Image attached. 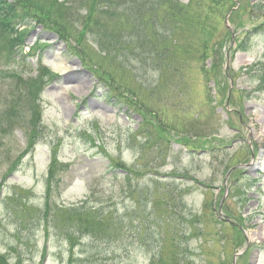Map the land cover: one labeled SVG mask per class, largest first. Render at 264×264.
<instances>
[{
  "label": "rangeland",
  "instance_id": "374dc122",
  "mask_svg": "<svg viewBox=\"0 0 264 264\" xmlns=\"http://www.w3.org/2000/svg\"><path fill=\"white\" fill-rule=\"evenodd\" d=\"M64 1L67 3L62 8L56 6L50 11L43 0H32L40 12L36 17L32 15L37 20L30 21L32 27L25 36V47L10 49L13 59L8 60L7 67L0 63L3 71L20 73L23 78L37 74L39 64L55 74L46 81L38 102L41 128L37 112L19 107L16 110L22 113L20 117L12 111L10 92L21 89L22 81L0 77V261L83 264L91 259V264H264V36L255 37L247 51L224 56L223 64L216 68V79L207 80L203 72V66L211 67L210 58H204L199 49L188 50V54L178 46L177 50L159 53L160 59L141 61L139 56L138 60L121 56L117 62H122L123 68L112 74L102 67L92 69V64L111 63L99 49L102 43L113 44L116 34L107 37L105 29L113 28L109 16L117 13L118 6L110 10L109 16L95 13V19L107 26L92 32L97 34L95 39L91 24L87 35L80 39L87 0ZM248 1L264 6V0L242 2ZM57 4L50 2L51 6ZM128 9L131 21L123 9L124 19L117 24L123 27L121 36L127 35L120 44L134 48L131 52L136 53L149 39L151 49L156 48V38H148L149 30L154 28L148 26L150 18L144 12L134 11L133 0ZM248 13L240 19L246 21ZM260 13L255 8L251 17ZM61 16L71 19L72 24H59ZM63 33L72 36L70 44L60 38ZM137 34L144 40L137 41ZM241 36L237 33V37ZM153 63L167 69L158 73V64ZM130 68H135L133 75ZM122 72L125 75L121 77ZM127 87L136 94H129ZM119 98L129 100L126 103L131 107L119 102ZM22 101L18 99L15 106ZM32 103L36 110V101ZM92 121L100 126L103 151L76 133L77 128L87 127ZM142 123L144 130L152 134L145 140L140 132L135 142L129 137L130 132ZM27 131L30 135H26ZM148 141L162 148L154 150L147 146L141 157L140 148ZM52 149L59 160L67 162V168L59 195L51 192L47 197L45 179ZM164 151L165 164L152 171V158L157 157L155 164L161 162ZM140 157V168L148 174L138 180L135 193L124 195L116 181L111 182L121 179L105 173L110 165L108 159L130 167ZM116 172L122 173L120 169ZM100 175H104L105 183L94 190V200L82 207L77 205L76 209L93 215L118 209L114 227L118 222L125 224L121 235L106 243L76 233L67 241V224L73 220L64 219L60 207L69 208L92 195L90 186L95 178L102 179ZM149 178H158L176 188L178 209L173 214L167 205L165 213H172V217L166 228L179 231L183 238L190 234L186 242L179 244L180 254L172 260H162L156 245L160 232L154 234L157 226L150 224L147 231H140L128 221L135 204L144 214L148 210L164 211L153 202L167 199L170 188L149 184ZM179 190H183L180 195ZM140 199L142 204L145 201L144 206L140 207ZM219 213L222 219L218 218ZM186 215L199 219H182ZM200 230L204 233L198 234ZM166 255L171 256V251L167 250ZM94 257L97 259L93 262Z\"/></svg>",
  "mask_w": 264,
  "mask_h": 264
},
{
  "label": "trees",
  "instance_id": "16d2710c",
  "mask_svg": "<svg viewBox=\"0 0 264 264\" xmlns=\"http://www.w3.org/2000/svg\"><path fill=\"white\" fill-rule=\"evenodd\" d=\"M242 1L244 0H187V2L184 3L181 0H133V5L136 8L134 11H136V13L138 14H141L142 12H144V14H147V17L150 18V22L148 23L149 28L151 26L154 27H152L153 29L151 30V32L149 30L148 38L149 36L152 38L155 37L156 41L158 42L156 48L151 49L152 41H149L148 39V41H145L144 48H140L138 49L140 50V52H137L138 50H136V53H134L131 52L134 48H125L120 44L121 38L125 40L127 38V35L121 36L122 34H124L123 27L122 25H117L121 24L123 21L122 19H124V17L121 16V12L123 11V9L125 10L124 14L127 19H130L131 21L130 11L128 9L131 0H87L88 8L87 12L85 13L86 20L83 21V24L81 23L83 25V29L80 34V39L83 38V35H87V29H91L92 26L94 30L91 29V33L96 29L99 30L100 27H107L106 24H102L100 23V21L95 19V13H106L109 16L110 10L118 6L117 13L113 16H109L111 22L110 24L114 25L113 28L111 29V31L105 29L107 37L109 35L113 36V34H116L112 37L113 44L107 43L105 46H102L103 43L101 44V40L97 39L98 43L101 44L99 49L100 52L105 55V59H110L111 63H95L92 64L94 68H92L91 64L87 65L92 69L98 67L108 69L113 74L114 71L118 72L121 71L119 70V68H123L124 64L122 62H117L118 58H122L121 56H125L130 60L131 58L138 60L139 56L141 58V61L147 58H149L150 60L151 58L153 59L155 57L160 59V54L163 55L165 53H168L171 51V49L177 50L175 47L178 46L180 50L183 49L186 52H189L188 50L194 52L199 49L204 58H210V60L213 61L211 63V67L209 66L206 68L203 66V72L205 73V77L207 80H209V78L211 77H214L216 79L218 75L216 68L221 67L224 62L222 61V59H224V56H226L227 54L233 55V53L236 51H247L250 45L253 43L255 37L264 36V6L262 7L256 2L251 4V2L249 1L246 2V4H243ZM43 2L50 11L51 8H54L56 6L62 8L64 6L63 4L67 3L64 0H61V2H58L57 0H43ZM50 2L59 4L51 6ZM255 8L260 9L261 13L258 16L251 17V15L253 14V9ZM38 10L40 12V8H38L36 4H33L32 0H0V63H2L3 67H7L8 60L13 57L9 54L10 49H13V47L15 46H19L20 48L22 47L25 36L26 34H28V31L32 27L30 21L37 20V18L35 19L32 15L35 14L36 17ZM42 13L46 14V12L44 11ZM246 13H248L249 18H247L246 21H242L241 16ZM226 17H228V22L233 27V33L236 34L234 38H232L231 30H229V28L225 25ZM58 19L62 21L61 23H59L61 25H64L66 23H68L69 25L72 24L71 19H68L65 16L58 17ZM259 19H261L259 22L252 24L254 23V21H257ZM245 23H251L252 25L247 26ZM89 24H91L92 26L90 27ZM69 31L72 32L71 27ZM64 33L60 36V38L66 43H69L72 40V36ZM237 33H242V36L237 37ZM92 37L95 39L97 37V34L92 33ZM130 39L133 41L131 37ZM142 39V36L140 34H137V41L140 42ZM142 43L143 42H141L140 44ZM74 53L78 55V52L74 51ZM97 54H99V52ZM131 54L134 55V57ZM188 54H190V52ZM81 57L85 58L86 56L84 54V56ZM104 58L101 56V59ZM260 63L262 64L261 61L259 62V64ZM157 64L158 63H153L152 65L155 66ZM2 66L0 64V77L11 76L15 80L22 81L23 87H21V89H12L10 92V95L12 97L10 101V103L12 104V111L18 113L16 115L20 117L22 116V113L19 110H16L19 107H25L28 110L30 109L31 111H34V113L37 112V114H39V117L37 118L38 124H40L41 128V110L39 109L38 102L41 101L42 90L46 81L51 80L55 76V74H53L47 68H43L38 65V69H35V71L38 70L37 74L33 76L28 75V77L23 78L20 73H16L14 71H3L4 68ZM157 67L158 73H161L162 71L167 69L166 66H163L162 64H158ZM140 68L146 70V67ZM147 68L155 70L154 67L147 66ZM129 70L133 75L135 68H130ZM94 73L97 74L95 71ZM124 75L125 74L123 72L120 74L121 77ZM102 84L105 86L104 83ZM127 91L129 94H136L135 90H131L129 87H127ZM26 97L32 98V101H36V110L33 109V103L31 104L32 101L28 102ZM18 99H23L22 104H18L17 106H15V102ZM119 99V102H124L125 104H127L129 101L123 100L121 98ZM127 106L129 105L127 104ZM23 120L25 122L26 118H24ZM8 123L10 125H13V123L11 122ZM145 127L146 126L144 125V123H142L140 128H137L135 131L131 130L129 137H131L136 142L138 141L136 140V137L138 133L141 132L142 135H144L143 137L145 140L150 138L152 133L145 131ZM99 129L100 127H98L97 121H92L87 127L77 128L76 133L80 136V138H87L88 140H90L92 145L98 146L99 149L103 151V143H101L102 136H100ZM29 133L30 131H27L26 135H30ZM147 146H152V148L154 147V150H160V148H162V145H158V147H155L157 145H155L154 143L150 144L149 141L144 142L140 148V150H143V152L140 151L141 157ZM52 151L53 154L47 168L45 179L47 197L51 192H53V194L59 195L60 190L63 186V175L66 173L65 168H67V164H62V162H60L55 156L54 149H52ZM141 157L132 165H130V167L125 166L122 162H119L116 159H108L110 165L105 173H110L111 178L119 177L121 179V181L112 179L111 182L116 181V185L120 186V190L124 195L130 196L135 193L136 187L138 185V180L140 178H145L147 176L146 174H148V172L144 174V171L140 168ZM165 157L166 152L164 151L161 157V162L155 164L154 162L158 161V159L156 156H154V158H152L153 163L150 169L152 171H157L159 167L165 164ZM118 169H120L122 173L116 175V171ZM103 176L104 175L99 176L102 179L95 178V180L91 184L89 190H91L92 195H87L85 199L77 202V204L69 206V208L64 206L60 207V215L64 219L73 220V222L67 224L69 225L68 231L65 233V235L68 234L66 236L67 241L70 239L69 237H73L72 234L76 233H80V236L88 235L95 238L96 240H99L101 242L104 241L106 243L113 242L114 238L121 235V229L125 226V224H122V222H118L116 226L117 228L114 227L115 219L118 217L116 213V211L118 210L117 208V210L115 209L116 211H104L100 213V215H93L90 211L81 212L76 209V207H78L77 205L82 207L83 205H87L89 201L94 200V190L97 189L101 184L105 183ZM150 183H154L155 186L160 189H163L167 185L169 186L170 196L167 199H158L157 201L153 202V204H155L158 208H162V210L164 211L154 212L148 210L147 213L144 214L140 211L139 207L137 206L138 204L136 205L133 202L135 204V208L132 209L131 214L128 217V221L132 223V228H134L135 230L138 229L140 231H147V226L149 227L150 224L157 226V230L154 234L157 235L160 232L159 238L152 239H157L156 245L159 248L162 260L167 261L168 258L172 260L174 259L173 256L180 254L181 250L179 249V244L183 240H185L186 242L190 234H185V238H183L182 236H180L179 231L166 228V223L172 217V213L174 214L178 209L176 208L177 204L175 202L176 198L174 196V191L176 188L171 187V183L159 181L158 178H149V184ZM181 193H183V190H179L178 195H180ZM142 201L143 199L139 200L140 207L142 205H145V201L143 204ZM167 205L172 208V213H165L168 210ZM184 206L186 205H179V208ZM189 216H183L182 219H199V217H195V215ZM200 228L204 227L201 226ZM236 232L239 233V231ZM203 233V230H200V232H198V234ZM167 250L171 251V256L166 255ZM184 256L186 257V255ZM96 259L97 258L94 257L93 262L96 261ZM87 261V263L83 262V264H91V259H88ZM0 264L4 263L0 261ZM182 264H190V262L183 261Z\"/></svg>",
  "mask_w": 264,
  "mask_h": 264
}]
</instances>
